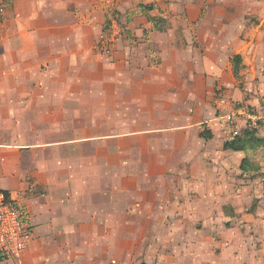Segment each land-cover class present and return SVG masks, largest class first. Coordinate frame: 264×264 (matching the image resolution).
I'll return each instance as SVG.
<instances>
[{
    "label": "crops",
    "instance_id": "0c3cea01",
    "mask_svg": "<svg viewBox=\"0 0 264 264\" xmlns=\"http://www.w3.org/2000/svg\"><path fill=\"white\" fill-rule=\"evenodd\" d=\"M142 3L152 6L142 11ZM194 6L9 2L0 39V190L27 212L33 240L0 264L133 259L131 231L152 223L162 184L179 173L162 155L148 158V145L154 153L163 143L177 148V136L186 137L194 121L188 102L195 93L188 89L196 72L204 77L220 66L223 40L195 43L208 16ZM115 15L126 34L102 62L98 39ZM221 128L227 142L235 139Z\"/></svg>",
    "mask_w": 264,
    "mask_h": 264
},
{
    "label": "rangeland",
    "instance_id": "374dc122",
    "mask_svg": "<svg viewBox=\"0 0 264 264\" xmlns=\"http://www.w3.org/2000/svg\"><path fill=\"white\" fill-rule=\"evenodd\" d=\"M168 1L193 3L195 13L208 16L196 30L197 46L214 38L225 45L218 51L219 70L204 77L197 71L188 89L195 93L188 102L195 116L186 137L177 136V148L160 144L156 153L148 145V158L162 155L179 173L162 184L165 194L156 201L152 223L131 231L135 256L128 264H264V147L226 149L214 106L223 93L234 104L264 114V0ZM235 54L242 57L238 75L229 59ZM204 129L212 139L200 136ZM261 131L258 137L264 136Z\"/></svg>",
    "mask_w": 264,
    "mask_h": 264
},
{
    "label": "built area",
    "instance_id": "2783aa9c",
    "mask_svg": "<svg viewBox=\"0 0 264 264\" xmlns=\"http://www.w3.org/2000/svg\"><path fill=\"white\" fill-rule=\"evenodd\" d=\"M10 1L0 0V39L6 24ZM122 35L123 29L119 20L112 18L110 25L105 28L98 39L97 57L99 60L104 61L113 57ZM216 103L219 120L233 138L241 134L242 124L249 129H264V114L260 111H255L249 106L236 105L223 93L219 95ZM261 180L264 184V175ZM28 220L25 209L0 190V255L3 260L17 259L30 246L33 231Z\"/></svg>",
    "mask_w": 264,
    "mask_h": 264
},
{
    "label": "trees",
    "instance_id": "16d2710c",
    "mask_svg": "<svg viewBox=\"0 0 264 264\" xmlns=\"http://www.w3.org/2000/svg\"><path fill=\"white\" fill-rule=\"evenodd\" d=\"M112 18V17H111ZM113 18L118 19L115 15ZM149 20H151L157 28L164 29L163 26V19L153 18L151 17ZM111 23V20L109 19L107 21V26H109ZM233 65H234V74L238 75L240 72L241 64H242V57L241 55H235L232 59ZM261 131L260 129H245L243 133L236 136L234 140H230L226 143L225 147L227 149H233L235 151H246L249 148H257V147H264V136L258 137L257 133ZM202 137H205L206 139L212 138V134L210 130H206L202 133ZM245 162H247L246 159L243 160L242 166H244ZM6 196L11 199L10 194L6 191H4ZM3 260L2 256L0 255V261Z\"/></svg>",
    "mask_w": 264,
    "mask_h": 264
}]
</instances>
